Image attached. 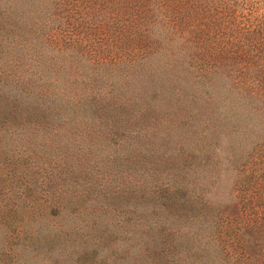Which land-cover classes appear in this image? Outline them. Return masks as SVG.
<instances>
[{
	"label": "trees",
	"instance_id": "obj_1",
	"mask_svg": "<svg viewBox=\"0 0 264 264\" xmlns=\"http://www.w3.org/2000/svg\"><path fill=\"white\" fill-rule=\"evenodd\" d=\"M74 2L0 0V264L213 263L197 228L224 223L264 153V74L230 70L241 55L217 41L204 60L196 2L187 21L176 0H93L127 59L55 47ZM237 223L264 246V214Z\"/></svg>",
	"mask_w": 264,
	"mask_h": 264
},
{
	"label": "rangeland",
	"instance_id": "obj_2",
	"mask_svg": "<svg viewBox=\"0 0 264 264\" xmlns=\"http://www.w3.org/2000/svg\"><path fill=\"white\" fill-rule=\"evenodd\" d=\"M74 1V3L66 6L64 11L65 19L68 17L75 23L74 29L71 32L57 29L51 36L53 46L65 48L67 44H70L69 41H74L78 44V46L76 44L77 48L86 51L85 53L91 60L97 58L101 61L108 58H114V60L127 59L128 53L123 50V47L119 43L114 44L117 36L106 29L105 32L98 30L99 26L96 24L104 21V15H98L95 21L93 18L91 19L84 15V10L87 7L94 9L93 0ZM176 1L179 6L183 5L184 9H181L180 12L181 16L187 21H190L191 15L194 14L191 10V3L196 2L202 7L203 13L195 21L202 28V33H204V43L207 47L204 60L209 61L211 56L217 53L212 47L214 42L217 41L223 43V46L239 52L241 55L243 63L237 68H230V70L237 72L242 78L248 75L261 76L264 74V52L261 53L252 45L253 40L257 38L256 34H258L259 38L264 39V0ZM114 5L117 6L118 3H114ZM153 12V16L158 14L156 10ZM142 15L144 16V12ZM149 15L150 17L152 16L151 14ZM129 16H132V13ZM157 20L162 21V18L159 16ZM119 23L122 26L124 20H120ZM145 24L146 28L150 27V23ZM100 33L109 35L106 42H102L101 45L96 43L105 38ZM86 44H88L87 49H83L82 47ZM191 49L194 52V47ZM97 51L99 52L97 53ZM166 140L168 139H159L158 144L161 148L167 147ZM147 146L148 144L144 143L142 147L143 153L145 152V159L141 160V167L148 166V161L151 160V157L149 160L146 159ZM253 158L256 161L244 166V171L238 170L240 183L235 191V201L238 204L224 212V223L221 224V221L219 226L215 223V227H209L211 225L208 226L207 223H204L200 225L201 228H197L199 233L219 242L215 247V251L218 253L217 256H212V251H210V256L213 257V263L211 264H264V246L254 243V235L243 231L237 223V221L242 222L245 220L253 222L264 214V153ZM58 169L55 171H58ZM46 172L49 176H54L49 168ZM55 180L56 182H49L42 184V186L50 185V191L53 188L61 190V182L58 179ZM3 185L4 182L1 183V186ZM208 222L210 223L211 221ZM245 234L246 239L250 240L248 245L244 241ZM257 250H260V253Z\"/></svg>",
	"mask_w": 264,
	"mask_h": 264
}]
</instances>
